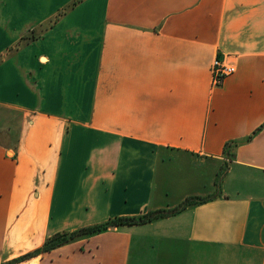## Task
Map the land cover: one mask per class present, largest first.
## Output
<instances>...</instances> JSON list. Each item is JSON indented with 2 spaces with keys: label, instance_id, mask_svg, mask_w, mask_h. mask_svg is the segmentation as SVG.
Returning a JSON list of instances; mask_svg holds the SVG:
<instances>
[{
  "label": "crops",
  "instance_id": "crops-1",
  "mask_svg": "<svg viewBox=\"0 0 264 264\" xmlns=\"http://www.w3.org/2000/svg\"><path fill=\"white\" fill-rule=\"evenodd\" d=\"M178 208L16 264H264V0H0V264Z\"/></svg>",
  "mask_w": 264,
  "mask_h": 264
},
{
  "label": "trees",
  "instance_id": "trees-1",
  "mask_svg": "<svg viewBox=\"0 0 264 264\" xmlns=\"http://www.w3.org/2000/svg\"><path fill=\"white\" fill-rule=\"evenodd\" d=\"M191 204V201L188 200L185 202V206ZM181 207V208H183ZM181 208L170 210V211H160L155 214H148V215H142L139 217H124V218H116L112 220L110 223H107L105 225L97 226V227H92V228H85L82 230H79L77 232L73 233H63V234H57L55 236H52L47 239L45 245L35 251L34 253L28 254L22 258H19L9 264H16L17 262L27 260L29 258H32L34 256H37L38 254L44 253V252H50L52 250H55L61 246L67 245L69 243L75 242L79 239H84V238H89L92 237L96 234H99L111 226H133V225H143L146 224L156 218L163 217L172 213H176L181 210Z\"/></svg>",
  "mask_w": 264,
  "mask_h": 264
},
{
  "label": "built area",
  "instance_id": "built-area-1",
  "mask_svg": "<svg viewBox=\"0 0 264 264\" xmlns=\"http://www.w3.org/2000/svg\"><path fill=\"white\" fill-rule=\"evenodd\" d=\"M237 71L236 64L231 57H224L223 59H215L212 66L213 87H220L225 80L234 75Z\"/></svg>",
  "mask_w": 264,
  "mask_h": 264
},
{
  "label": "water",
  "instance_id": "water-1",
  "mask_svg": "<svg viewBox=\"0 0 264 264\" xmlns=\"http://www.w3.org/2000/svg\"><path fill=\"white\" fill-rule=\"evenodd\" d=\"M113 228V227H112Z\"/></svg>",
  "mask_w": 264,
  "mask_h": 264
}]
</instances>
